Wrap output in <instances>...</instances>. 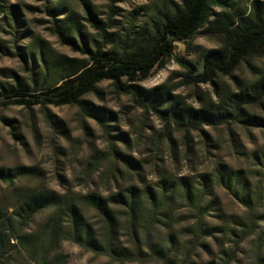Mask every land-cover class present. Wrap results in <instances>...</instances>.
<instances>
[{
    "label": "rangeland",
    "instance_id": "374dc122",
    "mask_svg": "<svg viewBox=\"0 0 264 264\" xmlns=\"http://www.w3.org/2000/svg\"><path fill=\"white\" fill-rule=\"evenodd\" d=\"M65 1L81 16L82 33L92 51L94 39L103 51L115 45L109 38L104 40L84 20L83 1L98 19L109 22L107 32L137 30L179 2ZM250 1L235 0V3L246 10ZM1 3L0 82L14 83L17 75L32 85L29 46L35 67L41 65L40 56L89 59L79 34L74 36V44H68L55 32L54 21L44 8L47 0ZM10 5H17L16 21ZM189 45L196 49L191 50ZM218 46L216 37L198 32L186 42H176L175 51L177 57L194 65L196 75L202 73L201 52ZM177 57L169 56L150 76L130 83L146 89L165 84L173 95L197 108L237 92L242 81L264 73L261 54L242 60L231 74L218 73L212 81H194L185 76L186 68ZM84 98L94 107L102 108L108 127L75 105L0 104V168L17 173L11 185L0 181V211L10 212L22 195L32 190H53L75 200L88 192L100 196L118 191L128 194L126 189L130 186L140 191L148 187L156 191L162 188V180L173 184V191L168 192L173 198L170 204L154 212L147 202L140 203L139 213L145 225L140 233L127 228L125 211L118 208L120 221L114 237L127 247L136 244L140 249L137 255L129 259L111 257L64 240L55 251L59 254L57 264H264V129L236 119L218 125L201 124L197 129L185 128L135 102L130 93L117 88L111 80L100 81ZM245 108L264 116V97ZM220 164L240 171V181L232 190L219 180ZM21 171L26 173L18 174ZM181 178L200 188L202 183L208 185L205 201L212 199L213 203L198 223L195 213L180 196ZM241 183L245 187L243 197L249 204L234 195V190L240 193ZM79 204L87 219L98 227L96 212L80 201ZM52 212L45 209L37 213L31 227H38ZM195 225L201 227L200 233H194ZM158 246L177 257L171 254L169 260L160 258L151 251ZM11 256L17 264H32L18 248Z\"/></svg>",
    "mask_w": 264,
    "mask_h": 264
},
{
    "label": "trees",
    "instance_id": "16d2710c",
    "mask_svg": "<svg viewBox=\"0 0 264 264\" xmlns=\"http://www.w3.org/2000/svg\"><path fill=\"white\" fill-rule=\"evenodd\" d=\"M1 2L3 0H0V11L3 7ZM83 3L86 14L84 20L97 29L104 40L109 38L115 46L103 51L94 39L95 49H89L87 37L82 33L83 24L79 20V13L71 9L65 0H47L44 8L54 21L55 32L68 44H74V36L79 34L83 49L90 54L89 59L81 61L66 55L40 56L41 65L35 67L32 47L29 46L28 53L32 59L30 69L34 74L32 85L17 75H14V83L0 82L1 105H75L83 113L97 118L106 128L107 116L102 108L94 107L84 97L100 81L111 80L117 88L130 93L135 102L185 128L197 129L201 124L218 125L236 119L264 129V116L245 108L264 97V73L256 79L242 81L237 92L197 108L184 103L180 96L173 95L165 84L146 89L130 83L150 76L164 65L169 56L177 57L176 42H186L198 32L216 37L219 46L201 52V74L195 75L194 65L187 59L177 57L186 68L185 76L191 80L212 81L218 73L231 74L247 57L264 54V0H251L246 10L238 7L235 0H179L160 18L146 21L137 30L125 29L124 32H107L109 22L98 19L88 4ZM214 7L220 10L216 11ZM10 8L16 21L19 15L17 5H10ZM189 48L196 49L192 45ZM53 77L55 79L51 80ZM123 159L128 161L124 156ZM220 166L221 183L231 190L237 187L240 171L227 169L222 164ZM25 173L21 171L18 174ZM16 176L17 173L0 168V181L11 185ZM180 181V196L193 210L198 223L213 203L212 199L205 201L209 194L208 185L202 183L203 188H200L186 178ZM162 183V188L156 191L149 187L140 191L130 186L126 189L128 194L118 191L100 196L88 192L75 200L53 190L27 192L11 207L10 212L0 211V264H17L11 256L15 248L24 252L32 264H57L59 254L55 251L64 240L111 257L129 259L131 255H137L140 249L136 244L127 247L114 237L120 221L118 208L125 211L127 228L140 233L145 226L139 213L140 203L147 202L149 210L154 212L170 204L173 198L168 193L173 191V184L167 180H162ZM239 189L240 193L234 190V195L249 204L242 194L245 189L243 183ZM79 201L96 212L100 220L98 227L84 215ZM45 209H52L53 212L38 227L32 228L34 216ZM194 231L200 233L201 227L195 225ZM168 250L158 246L151 251L169 260L171 254L176 255Z\"/></svg>",
    "mask_w": 264,
    "mask_h": 264
}]
</instances>
